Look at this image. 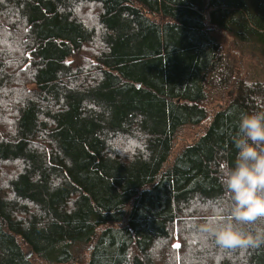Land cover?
Segmentation results:
<instances>
[{
  "label": "trees",
  "instance_id": "obj_1",
  "mask_svg": "<svg viewBox=\"0 0 264 264\" xmlns=\"http://www.w3.org/2000/svg\"><path fill=\"white\" fill-rule=\"evenodd\" d=\"M246 50L264 0H0V264H264L200 230L264 112Z\"/></svg>",
  "mask_w": 264,
  "mask_h": 264
},
{
  "label": "clouds",
  "instance_id": "obj_2",
  "mask_svg": "<svg viewBox=\"0 0 264 264\" xmlns=\"http://www.w3.org/2000/svg\"><path fill=\"white\" fill-rule=\"evenodd\" d=\"M233 142L234 164L220 167L227 204L200 230L221 249L259 248L264 245V112L242 113Z\"/></svg>",
  "mask_w": 264,
  "mask_h": 264
},
{
  "label": "rangeland",
  "instance_id": "obj_3",
  "mask_svg": "<svg viewBox=\"0 0 264 264\" xmlns=\"http://www.w3.org/2000/svg\"><path fill=\"white\" fill-rule=\"evenodd\" d=\"M223 38V37H222ZM224 40H227L228 42L229 37L225 36ZM225 42V41H224ZM225 42V44H226ZM251 52V50H249ZM249 51L246 50V52L243 54V56H239L240 59V69L244 73H248V75H255L257 78H264V54H259L260 52L257 51V54H251ZM182 146V142L179 141V147ZM40 264V263H36Z\"/></svg>",
  "mask_w": 264,
  "mask_h": 264
},
{
  "label": "water",
  "instance_id": "obj_4",
  "mask_svg": "<svg viewBox=\"0 0 264 264\" xmlns=\"http://www.w3.org/2000/svg\"><path fill=\"white\" fill-rule=\"evenodd\" d=\"M31 256H32V251H30V252H28V254H27V259H30L31 258Z\"/></svg>",
  "mask_w": 264,
  "mask_h": 264
},
{
  "label": "snow or ice",
  "instance_id": "obj_5",
  "mask_svg": "<svg viewBox=\"0 0 264 264\" xmlns=\"http://www.w3.org/2000/svg\"><path fill=\"white\" fill-rule=\"evenodd\" d=\"M174 247L179 248L180 246L179 245H175Z\"/></svg>",
  "mask_w": 264,
  "mask_h": 264
}]
</instances>
